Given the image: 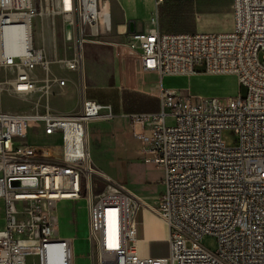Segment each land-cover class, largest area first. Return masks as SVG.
<instances>
[{"label":"built area","instance_id":"obj_1","mask_svg":"<svg viewBox=\"0 0 264 264\" xmlns=\"http://www.w3.org/2000/svg\"><path fill=\"white\" fill-rule=\"evenodd\" d=\"M69 3L68 10L57 11L73 30L72 50L63 61L80 75L87 36L111 27L110 0ZM37 14L35 0H0V71L11 93L37 99L27 112L0 109V264H74V238L57 235L55 207L78 199L87 210L90 264H264V0H232L233 28L227 32L154 27L112 43L120 84L135 89L138 79L123 68L132 61L141 87L154 88L150 93L159 101L155 112L127 115L142 130L134 133L147 153L140 158L163 173L154 205L102 172L90 156L88 123L114 118L109 104L83 93L77 113L49 106L52 85L66 80L50 75L43 49L34 44ZM13 32L19 44L12 46ZM197 68L236 75L244 94L182 96L162 84L165 76ZM224 129L237 134L234 146L223 142ZM140 208L168 226L166 256L139 255ZM204 235L217 239L215 251L199 243Z\"/></svg>","mask_w":264,"mask_h":264},{"label":"rangeland","instance_id":"obj_2","mask_svg":"<svg viewBox=\"0 0 264 264\" xmlns=\"http://www.w3.org/2000/svg\"><path fill=\"white\" fill-rule=\"evenodd\" d=\"M35 5L38 14L33 26L34 44L43 49L50 75L66 80V84L63 86L52 85L48 98L49 106L58 112L77 113L80 109V97L84 93L100 103L109 104L113 114L118 115L117 101L123 87L119 85L117 79V62L113 46H111L113 39L109 36V30L99 36H87L83 72L78 76L77 71L64 67L63 60L67 55H70L72 50L73 30L66 23L63 15L57 14L59 8L62 9L59 0H35ZM88 48L93 49L90 61L86 65L85 56ZM36 73L42 75L44 72L37 68ZM162 84L182 96L190 94L192 96L201 95L203 98L227 97L235 95L237 91L241 95L245 92L244 88L237 86V77L233 74L196 77L176 75L173 78H166ZM8 87L7 78L4 71L1 70L0 109L18 112H27L33 109L37 100L35 97L22 99L11 93ZM145 91L154 93L155 90L146 88ZM140 100V106L145 110L151 111L159 108L158 104L145 101L143 97H140ZM191 101L194 103L197 102V99L192 98ZM166 113H168L167 109ZM106 126L113 129L110 142H102L100 139V132ZM109 127H106L107 130ZM106 128L105 132L107 133ZM97 129L98 140L96 138ZM139 132L142 130L138 124L132 127L127 120H122L120 117H115L112 120H98V122L94 120L88 123L89 146L98 163L97 167L111 178L126 185L136 196L153 202L158 196L156 191L160 184L159 182L149 184L148 181L159 176L161 171L153 163H147L140 158L141 155H147V153L143 152L142 141L134 137V133ZM144 132L148 133L149 131L147 129ZM107 135L110 137V132ZM237 138V134L231 129L222 131V140L227 146H234L237 143ZM2 208L3 205L0 201V228L3 226ZM63 213L65 218L71 217L72 221L60 219L57 224V235L63 236L65 233L77 235L73 240L74 264H90L86 239L87 210L85 200L82 199L73 207H65ZM199 243L210 251H215L217 248V239L212 235L202 236Z\"/></svg>","mask_w":264,"mask_h":264},{"label":"crops","instance_id":"obj_3","mask_svg":"<svg viewBox=\"0 0 264 264\" xmlns=\"http://www.w3.org/2000/svg\"><path fill=\"white\" fill-rule=\"evenodd\" d=\"M110 22L111 27L109 29V36L113 39L112 43H120L127 41L132 33L146 32L151 28H156L160 32H175V33H214V32H227L233 28V16H232V0H110L109 4ZM111 43V46H112ZM95 48V47H94ZM85 49V46H84ZM93 48L86 49V65H88L91 58V50ZM114 49V47H113ZM98 50V49H97ZM98 52V51H97ZM115 52V50H114ZM116 56V53H115ZM85 62V61H84ZM117 62V79L119 82V65L118 58ZM85 66V65H84ZM89 68V66H88ZM87 68V69H88ZM124 70L131 68L133 74L136 76V82L133 87L127 85H119L123 87V91L120 92L119 100L117 101L118 115L122 120H127L130 123L128 114L140 113V112H155V110H145L140 106V97H143L145 101H151L154 104H158L157 97L150 92L145 91L149 86L141 87L139 77L141 76L140 71L136 64L132 61H125L123 63ZM201 69V68H197ZM89 74V69H88ZM209 76L212 74L194 73L188 75L189 77L196 76ZM79 76V74H78ZM156 79L155 75L148 76L145 74L146 79ZM173 75H168L163 78H173ZM152 79V80H154ZM73 82V81H72ZM237 86L239 84L237 82ZM240 88V87H239ZM86 96V95H85ZM94 99L92 97L86 96ZM96 100V99H94ZM98 101V100H96ZM113 119V118H112ZM111 119V120H112ZM94 121V120H92ZM98 122V120H95ZM109 127V126H106ZM105 127V128H106ZM105 128L100 132V139L102 142H110L112 139V131L110 127V137L108 132H105ZM88 130V126H87ZM97 140H98V129H97ZM88 150L93 162L98 166L95 161L93 154L91 153L89 146L88 136ZM161 174L157 176L150 183H158L160 187L158 189V196L153 202H149L146 199L145 202L149 205L156 204L157 199L163 191V173L160 169ZM128 188V187H127ZM129 189V188H128ZM130 190V189H129ZM82 199L78 200H60L56 203L55 213L57 217V224L60 219L70 220L65 218L63 210L67 206L73 207L76 203L81 202ZM63 209V210H62ZM137 220V249L138 253L142 257H164L168 254V236L169 228L166 223L161 220L158 216L152 213L148 208H140L136 212ZM58 234V231H57ZM61 236V235H60ZM77 236V235H76ZM73 233H65L61 237H73L76 238Z\"/></svg>","mask_w":264,"mask_h":264},{"label":"bare ground","instance_id":"obj_4","mask_svg":"<svg viewBox=\"0 0 264 264\" xmlns=\"http://www.w3.org/2000/svg\"><path fill=\"white\" fill-rule=\"evenodd\" d=\"M59 2H60V5H61V7L63 8V6L64 7H66V9L65 10H68L69 9V6H70V0H59ZM17 37H18V34H17V32H13L12 34H10V45H18L19 44V42H17L16 40H17Z\"/></svg>","mask_w":264,"mask_h":264},{"label":"trees","instance_id":"obj_5","mask_svg":"<svg viewBox=\"0 0 264 264\" xmlns=\"http://www.w3.org/2000/svg\"><path fill=\"white\" fill-rule=\"evenodd\" d=\"M196 72L197 73H203V70L202 69H196Z\"/></svg>","mask_w":264,"mask_h":264}]
</instances>
